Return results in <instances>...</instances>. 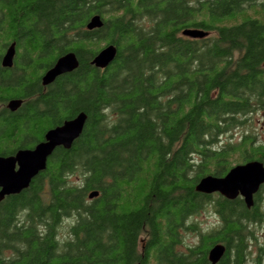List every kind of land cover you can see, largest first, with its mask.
Masks as SVG:
<instances>
[{
  "label": "trees",
  "instance_id": "obj_1",
  "mask_svg": "<svg viewBox=\"0 0 264 264\" xmlns=\"http://www.w3.org/2000/svg\"><path fill=\"white\" fill-rule=\"evenodd\" d=\"M95 14L104 25L87 30ZM13 42L17 68H5ZM110 43L116 59L92 65ZM69 51L79 66L39 91ZM12 98L24 104L0 113V153L88 117L70 149L57 147L28 188L0 201V264H212L217 243V264H246L264 186L248 208L196 185L264 163L253 131L221 140L254 114L264 121V0H0V103ZM203 212L218 218L210 230L193 223Z\"/></svg>",
  "mask_w": 264,
  "mask_h": 264
},
{
  "label": "water",
  "instance_id": "obj_2",
  "mask_svg": "<svg viewBox=\"0 0 264 264\" xmlns=\"http://www.w3.org/2000/svg\"><path fill=\"white\" fill-rule=\"evenodd\" d=\"M104 20L100 14L93 15L87 23V29L101 28ZM184 36L194 39L205 38L209 32L201 28H186L182 31ZM118 48L110 43L103 47L91 60V64L99 69H106L116 59ZM16 46L13 43L3 57V65L11 67ZM79 66L77 54L73 51L61 55L54 66L43 77L44 84L52 83L59 76L74 71ZM22 104L21 99L11 100L8 107L16 110ZM87 114L78 113L74 118L65 120L61 125L49 129L45 140L38 143L33 149L19 150L14 156H0V201L6 196L21 193L29 187L33 178L47 168L49 157L57 147L70 149L75 140L82 134ZM264 184V163L252 160L237 164L226 175L217 177L206 175L196 185V190L204 194L219 193L227 199L241 196L247 207L254 205V196ZM99 195L92 191L89 198ZM226 246L217 243L209 250L208 258L212 264H217L225 255Z\"/></svg>",
  "mask_w": 264,
  "mask_h": 264
},
{
  "label": "flooded vegetation",
  "instance_id": "obj_3",
  "mask_svg": "<svg viewBox=\"0 0 264 264\" xmlns=\"http://www.w3.org/2000/svg\"><path fill=\"white\" fill-rule=\"evenodd\" d=\"M88 30V29H87ZM182 36H184L183 34H182ZM184 37H187V36H184ZM189 38V37H188ZM13 43H15V46H16V42H13ZM12 43V44H13ZM11 44V45H12ZM10 45V46H11ZM9 46V47H10ZM8 47V48H9ZM7 48V49H8ZM7 49H6V51H7ZM6 51H5V53H6ZM69 52H71V51H69ZM5 53L3 54V56H2V59H1V64L3 65V57H4V55H5ZM65 54V53H64ZM63 54V55H64ZM16 55H17V50H16V54H15V56H14V60H13V64H12V66L11 67H7V66H4L5 68H10V69H12V68H14V67H16V65H17V62H16ZM60 57V56H59ZM58 57V58H59ZM58 60V59H57ZM57 62V61H56ZM55 62V63H56ZM54 63V64H55ZM54 64L51 66V67H49L48 69H46L45 70V72L41 75V77H40V85H41V90H39V91H41V92H47L49 89H50V86H52L53 84H54V82L56 81V79L52 82V83H50V84H44L43 83V77H44V75L47 73V71L48 70H50L53 66H54ZM17 68V67H16ZM29 85H31L30 87H29ZM29 85H27V88H28V90H29V94H38L39 93V91L37 90L36 91V89L35 88H32L33 86H32V84H29ZM14 99H21V98H12V99H9L8 101H6V102H1L0 103V113L2 112V111H5V110H8V111H10V112H16V111H18V109H20V108H22V106H23V104H24V100L23 99H21L22 100V104L18 107V109H16V110H11L9 107H8V104H9V102L11 101V100H14ZM5 114H6V112H5ZM53 128V127H52ZM51 129V128H50ZM49 130V129H48ZM47 130V131H48ZM46 131V132H47ZM46 134V133H45ZM45 140V136H44V139L43 140H41V141H37L35 144H34V146L33 147H20V148H16V149H9V150H7V151H5L4 153H0V156H3V157H10V156H14L19 150H22V149H33V148H35V146L38 144V143H40V142H42V141H44ZM50 158V157H49ZM49 160V159H48ZM262 186H264V184L262 185ZM7 197V196H6ZM238 197H241V196H238ZM237 198V197H236ZM235 198V199H236ZM260 213H261V222H260V228H261V236L263 235L264 236V199H262L261 200V202H260ZM260 235L258 236V239L257 240H253V241H251L250 243H249V254H248V256H247V259H246V264H264V239H261V237H260Z\"/></svg>",
  "mask_w": 264,
  "mask_h": 264
},
{
  "label": "rangeland",
  "instance_id": "obj_4",
  "mask_svg": "<svg viewBox=\"0 0 264 264\" xmlns=\"http://www.w3.org/2000/svg\"><path fill=\"white\" fill-rule=\"evenodd\" d=\"M245 130H250L253 131V133L258 136L259 140L264 143V121L260 119V115L254 114L251 117V124L249 128H238L230 131V133L224 135L221 140L223 142H227L230 139H233L237 141L241 135L245 132ZM195 219V221H194ZM193 223L196 224V227L202 228L203 230H210L213 226L217 225L218 223V218L216 215L210 212H203L200 216L193 217ZM257 235L259 236L261 234V228L260 225L257 227ZM62 232L63 230H67L66 225L62 227ZM196 236L192 234H187L186 232V237H185V243L186 244H192L193 242L196 241ZM261 239H264V236L260 235Z\"/></svg>",
  "mask_w": 264,
  "mask_h": 264
},
{
  "label": "bare ground",
  "instance_id": "obj_5",
  "mask_svg": "<svg viewBox=\"0 0 264 264\" xmlns=\"http://www.w3.org/2000/svg\"><path fill=\"white\" fill-rule=\"evenodd\" d=\"M208 35H209V34H208ZM208 35H207V36H208ZM207 36H206V37H207ZM1 201H2V200H1ZM250 208H251V207H250Z\"/></svg>",
  "mask_w": 264,
  "mask_h": 264
}]
</instances>
